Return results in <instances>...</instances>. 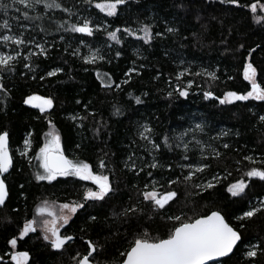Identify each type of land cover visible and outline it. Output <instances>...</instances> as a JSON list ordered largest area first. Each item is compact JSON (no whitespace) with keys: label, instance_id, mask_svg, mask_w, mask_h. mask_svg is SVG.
<instances>
[{"label":"trees","instance_id":"trees-1","mask_svg":"<svg viewBox=\"0 0 264 264\" xmlns=\"http://www.w3.org/2000/svg\"><path fill=\"white\" fill-rule=\"evenodd\" d=\"M103 2L62 0L75 15L41 4L28 11L43 19L29 21L23 18V6L0 0L8 5L6 14L0 10V23L9 19L12 24L11 32L0 29V36L22 34L47 51V55L40 53L35 43L18 46L0 41V53H21L13 62L14 71L0 69L7 89L0 91V133H9L14 159L4 177L9 198L0 207V264H15L13 251L27 252V264H78L90 250L89 241L97 246L91 257L94 263L118 264L125 258L121 254L144 232L167 238L181 222L214 210L240 231L241 240L229 257L209 264H264V255H245L251 244L264 247V180L247 175L253 168L264 170V120L260 119L264 101L221 104L217 99L228 91L245 94L251 90V82L244 77L249 62L257 69V83L264 86V21H256L264 11H251L257 0H239L238 4L227 0H127L116 16H109L96 7ZM259 4L264 0H258ZM84 19L94 28L99 25L92 36L59 26ZM144 25L151 27L150 42L142 39ZM117 28L121 29L119 43L108 36ZM125 28L137 35H129ZM96 49L104 59L86 62L84 58ZM55 69L62 71L49 76ZM185 69L191 74L186 72L177 79ZM205 69L215 71L217 79L207 76ZM189 81H194L189 95L180 96L177 85L183 89ZM107 83L111 87H105ZM207 91L214 97L206 99ZM28 96L51 98L53 106L41 112L24 103ZM136 97L142 103L137 104ZM197 124L204 126L203 132L195 128ZM144 125L153 129L151 138L160 144L158 151L140 138ZM51 128L60 135L69 159L89 163L94 173L109 177L113 191L104 200L85 202L89 189L98 190L90 180L77 176L36 179V157ZM185 132L188 134L179 139ZM165 136L170 138L171 149L164 144ZM25 139L30 140L27 147ZM184 144H188L187 151ZM133 153L141 158L136 163L143 172L125 167ZM153 156L160 165L155 169L148 167ZM101 160L106 164L103 169ZM203 164L208 165L203 172L184 179ZM173 180L177 182L170 183ZM240 180L248 187L240 196H233L228 188ZM208 182L214 187L208 188ZM153 187L160 195L174 191L176 196L163 209L157 208L143 196ZM44 201L85 205L72 215L65 229L74 239L58 251L39 229L20 237L26 221L36 217ZM129 208L138 211L124 216ZM253 208L261 210L242 218ZM177 216L179 221L173 219ZM13 238L17 239L15 247L10 243Z\"/></svg>","mask_w":264,"mask_h":264},{"label":"snow or ice","instance_id":"snow-or-ice-1","mask_svg":"<svg viewBox=\"0 0 264 264\" xmlns=\"http://www.w3.org/2000/svg\"><path fill=\"white\" fill-rule=\"evenodd\" d=\"M91 0H85V3H90ZM224 2V0H222ZM239 0H227L229 4H238ZM18 3L19 5L25 8L23 12V18L25 20H42L43 17L40 15H29V9L35 10L39 5H43L46 9H61L64 12L69 13V15H75V13L70 8H66L62 4V0H13V4ZM127 0H105L103 3H97L96 7L102 11L107 12L109 16H116L117 10L120 5L126 4ZM8 5L0 3V10H5ZM258 0L257 3L251 5V11L253 13L257 12ZM261 9H264V4H259ZM19 12L20 9L17 8ZM19 20V17L14 18ZM256 21L259 23L264 21V16L256 17ZM67 23V22H65ZM61 28H64V31H71L73 33H83L88 36H92L95 31L99 30V25L95 28L92 26V22L88 19H84L82 23L70 24L68 27H64V24L59 25ZM20 28L26 31V26L20 25ZM0 29L8 30L11 32L12 24L9 19H4L0 23ZM41 31H45L43 27L40 28ZM124 32L129 35L136 36L137 33L132 31L130 28L123 29ZM140 31L143 32L142 39L145 42H150L153 38L152 30L149 25H144ZM168 31H173L169 28ZM121 32V29L117 28L114 31L108 32V36L117 43L120 42L118 33ZM0 41L5 45L11 41L15 45H27L29 43H35L33 40H25L23 35H3L0 36ZM36 48L39 49V52L47 55V51L44 45L35 43ZM76 54L75 52L73 53ZM21 53L17 51L15 55L0 53V69L7 71H14L13 62L17 61ZM33 54L29 53V59ZM119 55V53H117ZM88 63H95L98 59H104L100 55L99 49L92 51L91 54L84 58ZM26 67H31V65H26ZM62 69H55L48 73L49 76H55ZM134 71V69H133ZM190 71L185 69L179 73L177 79L182 78L185 73ZM204 73L211 77L213 80L217 79L215 71L204 70ZM99 75V74H98ZM195 75H201V73H196ZM257 69L249 62L244 70V77L246 80L251 82V90L245 94L238 93L236 91H228L224 94L223 98L219 99L221 104H231L234 101H248V100H257L264 101V86L257 83L256 80ZM114 83V82H113ZM194 81H189L188 84L181 89L179 84L177 85L176 90L179 95L182 97H187L189 95V89L192 87ZM105 87H111V83L105 84ZM0 91L7 92L5 85L3 83V76L0 75ZM172 93H169L171 96ZM206 99L212 98L214 93L212 91H207L204 93ZM41 101V103H35V101ZM137 104L142 103L140 97L135 98ZM25 104L33 105L40 109L41 112H46L48 109L52 108L53 100L51 98H44L38 96H28L24 100ZM117 114H119L120 109H116ZM72 119H76L73 117ZM261 120H264V116L260 117ZM52 122L49 120V124ZM53 125V129H54ZM143 130L139 132V136L142 140L148 142L151 145L152 151H158L160 144L156 143L154 139L151 138L153 129L149 126H142ZM196 129L203 132L204 126L202 124H197ZM194 131V130H190ZM188 133H182L179 139H183ZM222 135H228L227 132H223ZM169 137H164V144L171 149L172 145L169 143ZM200 141H197L199 144ZM9 133L3 131L0 133V206H4L6 200L9 198V189L8 185L5 183L3 174L8 172L12 167V156L9 151ZM25 146L30 145V140L25 139ZM179 146V145H177ZM185 150H188V144L183 145ZM225 148L228 147L227 144L224 145ZM26 153H21L25 155ZM218 154V153H217ZM38 159L41 164L40 167L43 169V172L36 173L37 180H47L53 181L57 177L62 176H77L83 180L93 181L98 190L93 191L89 189L84 196L85 202L88 200H104L110 192L113 191L109 177L103 174L94 173L92 170V165L83 161H75L69 159L64 154V149L61 145L60 135L55 132V130L47 134V142L39 150ZM141 159L136 157L135 153L128 157V160L125 162V167L130 168L131 170H137L139 168L140 172L144 171L143 167H140L136 161ZM184 159H188V156L185 155ZM247 160H251V157H245ZM99 167L101 169L106 167V164L103 160L100 161ZM149 168L155 169L160 167L158 160L153 156V162L148 165ZM191 169V165H188ZM208 167L207 164H203L196 168L195 172H190V174L184 177L185 180H191L196 175L197 172H203ZM148 175L151 176L152 173L148 172ZM247 175L249 177H258L261 180H264V170L253 168ZM214 179H216L214 177ZM177 181L173 180L170 183H176ZM157 183L153 182V185ZM208 188L214 187L212 182H208ZM248 185L244 180H240L235 184H232L228 191L231 192L233 196H240L244 193ZM144 199L151 201L155 204L157 208L163 209L166 204L169 203L171 199L176 196L174 191L168 192L164 195H160L158 191L153 187L152 191H145L143 193ZM83 203H66L60 205L62 213L58 215L56 211L53 210V207L49 205L47 201H44L43 204L37 209L38 213L43 215L47 213L51 219H44L41 221L40 226L44 230L43 238L51 242V246L55 249H62L65 245L74 239L71 235H61L59 224H68L71 216L76 214L79 209L84 208ZM63 210H67L68 214H63ZM260 208H253L250 211L244 212L242 218H251ZM138 211L136 208L126 209L123 213L124 216H127L129 213H134ZM118 215V214H117ZM95 220L96 217H91ZM173 219L179 221L180 217H174ZM37 230V220L34 218L32 220L26 221L24 228L20 233V237L27 236L30 232H36ZM241 240L240 231L233 227L220 211H213L211 214H206L200 216L189 222H181L178 227H175L174 230L167 235V238H153L149 233L144 232L139 238H136L133 244L126 253H122V256H126L125 259L121 261V264H208L209 261L217 260L218 258L229 257L233 253V250L237 247L238 242ZM10 243L13 247L17 244V239L13 238ZM91 250L84 255L82 259L78 261V264H93V260H90V257L93 256V253L97 252V246L89 241ZM260 255H264V247L257 244H251L250 250L245 252L246 257L255 258ZM12 260L15 261V264H27L29 254L27 252H16L12 255ZM2 259V257H0Z\"/></svg>","mask_w":264,"mask_h":264},{"label":"rangeland","instance_id":"rangeland-1","mask_svg":"<svg viewBox=\"0 0 264 264\" xmlns=\"http://www.w3.org/2000/svg\"><path fill=\"white\" fill-rule=\"evenodd\" d=\"M258 8H260L259 7V5H258V7H257V9ZM261 9V8H260ZM262 11H264V9H261ZM51 131H53V129L51 128L50 130H49V132H51ZM56 132V131H55ZM47 142V140H45V142H44V144ZM44 144L41 146V148L44 146ZM40 150V149H39ZM38 156H39V151H38V155H37V160H38V162H37V168H38V172H43V169L40 167V164H41V162H40V160L38 159ZM80 178V177H79ZM162 196V195H161ZM48 202V201H47ZM49 203V205H51L52 207H53V210L54 211H56V213L58 214V215H60L61 213H62V210H61V208H60V205H63V204H57V203H55V202H48ZM43 203H41L40 205H39V207L42 205ZM38 207V208H39ZM37 208V209H38ZM63 214H68L67 213V210H63ZM72 217V216H71ZM35 219L37 220V229H42L43 230V228L40 226V223H41V221H43L44 219H51V217H49L48 216V214L47 213H44L43 215H41L40 213H38V211H37V213H36V217H35ZM62 223H60L59 224V226L61 225Z\"/></svg>","mask_w":264,"mask_h":264},{"label":"water","instance_id":"water-1","mask_svg":"<svg viewBox=\"0 0 264 264\" xmlns=\"http://www.w3.org/2000/svg\"><path fill=\"white\" fill-rule=\"evenodd\" d=\"M38 97H41V96H38ZM213 97H214V96H213ZM213 97H212V98H213ZM35 103L38 104V103H41V101L37 100V101H35ZM30 106H32L33 108H37V107H34L33 105H30ZM37 109H39V108H37ZM48 110H49V109H48ZM8 147H9L10 154H11V156H12V161H13V163H12V167H13L14 159H13V155H12L11 148H10V137H9V144H8ZM12 167L9 169L8 172H6V173L3 174V178H4V177L10 172V170L12 169ZM5 183H6V182H5ZM6 201H7V200H6ZM5 203H6V202H5ZM0 207H2V206H0ZM214 211H218V210H214ZM212 212H213V211H212ZM208 214H211V212L208 213ZM202 216H203V215H202ZM199 217H200V216H199ZM199 217H197V218H199ZM225 219H226V218H225ZM177 227H178V226H177ZM60 233H61V232H60ZM61 235H62V234H61ZM71 236H72V235H71ZM73 237H74V236H73ZM69 242H70V241H69ZM69 242H68V243H69ZM239 242H240V241H239ZM239 242H238V244H239ZM88 244H89V242H88ZM238 244H237V245H238ZM89 247H90V245H89ZM52 249H53V250H57V251H58V250H61V249H55V248H53V247H52ZM90 250H91V247H90ZM90 250H89V251H90ZM129 250H130V249H129ZM89 251H88V252H89ZM233 251H234V250H233ZM14 253H15V252H14ZM14 253H13V254H14ZM13 254H12V255H13ZM85 255H87V254H85ZM230 255H231V254H230ZM125 258H126V256H125ZM125 258H124V259H125ZM223 258H225V257H223ZM223 258H218L217 260L209 261L208 264H209V263H212V262L220 261V260H222ZM81 259H82V258H81ZM90 260H91V257H90ZM13 261H14V260H13ZM14 263H15V261H14ZM93 264H96V263L93 262ZM118 264H121V263H118Z\"/></svg>","mask_w":264,"mask_h":264},{"label":"flooded vegetation","instance_id":"flooded-vegetation-1","mask_svg":"<svg viewBox=\"0 0 264 264\" xmlns=\"http://www.w3.org/2000/svg\"><path fill=\"white\" fill-rule=\"evenodd\" d=\"M67 225H68V224H63V223H62V224L59 226V228H60V232H61L62 235H69V234L65 231ZM39 230L41 231L40 233H41V235H42V237H43V236H44V230H42V229H40V228H39ZM44 240H45V239H44ZM46 241H47V240H46ZM47 242L51 245V242H50V241H47ZM67 244H68V243H67ZM14 252L16 253V252H18V251H13L12 254H13ZM21 252H22V251H21ZM23 252H24V251H23ZM11 256H12V255H11ZM28 259H29V258H28ZM27 262H28V260H27Z\"/></svg>","mask_w":264,"mask_h":264}]
</instances>
